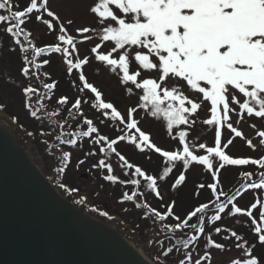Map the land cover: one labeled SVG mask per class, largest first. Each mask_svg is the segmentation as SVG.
<instances>
[{
    "label": "snow or ice",
    "instance_id": "snow-or-ice-1",
    "mask_svg": "<svg viewBox=\"0 0 264 264\" xmlns=\"http://www.w3.org/2000/svg\"><path fill=\"white\" fill-rule=\"evenodd\" d=\"M47 5L48 0H29L22 10H14L15 5L12 0H0V10L7 13L0 14V24L7 25L4 28L5 33L13 36L15 43L21 45L22 52H27L29 49L32 52L31 59L24 57L25 66L21 69L22 74L29 76L30 65L37 70L35 75L39 79L38 70L43 65L49 64V60L38 63L37 58L47 53H60L69 74H72L73 70L80 72L78 79L82 87L79 91L87 90L93 94L91 107L103 117L100 123L118 122L127 130H135L138 133L133 135L131 131H127L116 139H110L106 135L99 134L93 119L85 117L83 124L87 130L68 134L71 138L67 140L61 139L65 134L60 133L56 139L61 144L75 146L78 138L93 137L95 134L91 142L94 145H101L98 152L105 157L114 153L121 162L120 167L127 169H133L134 165L114 147L118 141L127 140L141 152L145 148L153 150L162 158L161 173L153 176L146 174L141 167L135 166L134 172L131 174L125 172L124 175L136 178L120 182L145 187L149 190V194H155L159 199L162 197L158 191V180L163 181L177 164L182 165L184 171L175 180L173 188L185 180L184 172L190 165L203 166L205 171L211 173L215 182L201 184L198 187L211 190V195L215 199L210 203L215 209V214L207 215L209 203H200L183 219L174 216L173 205H168L167 211L163 214L148 204L144 207L161 222L168 217H174L176 221L174 224L162 225L161 230L171 234L167 238L178 241L172 247L165 249L163 255H169L174 248L179 251L182 247L185 251L178 264H202V261L211 264L212 257L208 252L193 261L189 249V246L204 234L206 223L214 225V222L222 220L221 214L228 209V215L243 214L251 219L252 225H258L252 212V209L257 208V203H252L247 210H244L233 203L235 195L229 196L223 191H218V187L219 173L226 166L252 164L264 169V158H233L226 154L225 149L232 140L222 146L224 126L236 137L243 138L242 132L229 122L230 114L236 112L237 108L239 110L237 115L241 119L244 114L264 119V0H94L90 12L97 18L101 27L76 29V32L83 37L79 42L90 41L93 38L101 42L90 49L95 61L118 73L122 84H131L141 91L139 96L141 109H147L153 117H162L169 135L177 129L172 137L174 140L178 139L177 150H164L150 142V136L138 127V121L134 118L136 108H129L125 116L111 102L103 100L102 93L87 80L82 71L83 66L90 63L89 58H78V41L73 35L68 34L59 17ZM33 13H36V21L43 23L50 31H55L56 25H59V34L56 37L58 43L47 47H37L32 43L30 40L32 34L25 30L23 25ZM45 14L50 19H44ZM86 33H94L95 36L84 35ZM20 37L27 42V47L23 46ZM103 42L110 44V50L107 52L99 51ZM73 53L77 58H72ZM133 63L136 64L135 70L132 69ZM143 72H156L158 75L155 78L148 76L141 79ZM170 80L173 81L171 84H169ZM55 86V82L42 85L48 92ZM127 91L131 94L132 88H127ZM23 92L29 100L33 95L37 96V104L41 103L42 94L38 88L29 85L23 88ZM186 93L194 94L196 98ZM205 102L210 104L208 110L211 116L201 123L214 127L213 146L190 142L187 139L189 132L179 130L180 126L192 127L196 123L191 117L198 114ZM57 103L67 105L69 99L67 96H61ZM81 105L82 100L76 98L70 111L75 110L76 114L83 115ZM26 107L31 105L26 103ZM31 114L36 116L37 112L34 110ZM49 115L56 116L58 113L52 112ZM60 127L63 128L64 124L61 123ZM257 135L261 138L259 143L264 145V131H258ZM246 142L249 147H254L251 140ZM50 147L59 148V145ZM196 149L204 154H198ZM87 155H96V152H89ZM62 159L64 166L59 169L60 172L65 170L70 153L62 151ZM93 166L107 170V175L103 177L106 181L118 182V177L113 174L112 164L107 163L105 159H99ZM242 176L248 180L252 174L244 172ZM242 187L264 189V171L259 176V182L245 184ZM137 194L136 191L131 195L125 192L123 200L132 201ZM222 196L225 197L224 200H221ZM136 207L140 205L137 204ZM259 217L260 223L264 224V206L259 210ZM193 218L196 219V223L191 222ZM185 229L195 234L185 233V239L177 238L175 234L184 232ZM214 231L217 234L222 231L229 232L228 229L218 226H214ZM253 231L258 236V243L264 246V227L256 226ZM230 237L237 242L242 240L235 231H230ZM224 239L228 240L229 236H225ZM157 243L163 245L162 241ZM205 247L224 250V244L215 242L211 235L208 236ZM234 247L240 250V254L233 258L230 264H260L258 257L253 255V247H245V243H235Z\"/></svg>",
    "mask_w": 264,
    "mask_h": 264
},
{
    "label": "rangeland",
    "instance_id": "rangeland-1",
    "mask_svg": "<svg viewBox=\"0 0 264 264\" xmlns=\"http://www.w3.org/2000/svg\"><path fill=\"white\" fill-rule=\"evenodd\" d=\"M94 4V0H48V8L54 12L59 17L60 23L64 24V27L67 29L68 34L73 35L74 38L78 41L77 47L79 49L78 58L88 57L90 60L91 68L95 72L94 84H98L95 86L101 93L102 98L105 102H111V99H117L118 101L122 100L121 91L127 88H132V93L129 94L127 91V102L122 103L120 108L116 107L114 102H111L117 110H119L123 115L126 116L127 110L129 108H136V112L134 113V118L138 121V127L150 136V142L160 147L161 149H171L177 150L178 148V139L174 140L172 137L176 134L177 129L173 130L172 135H169L166 122L162 119V117H153L147 109H141L139 107V96L141 95V91L136 89L131 84L125 85L120 82V77L118 73H114L110 71L108 67L103 65L102 63L95 61L93 54L90 53V49L95 46L97 43H101L97 38H93L92 40H85L83 42H79L83 39L80 36L76 29L89 27L93 29H99L101 25L98 24L97 18L90 12V7ZM44 19H50L46 16ZM71 21L72 23H67ZM55 23V22H54ZM42 26L46 28V26L42 23ZM59 25H56V31H58ZM84 35L95 36L94 33H86ZM110 50L109 42H103L101 52H107ZM75 53H73L74 55ZM77 58L76 54L74 59ZM132 69H136V64H132ZM80 72L76 70V78L78 79ZM158 74L156 72L148 73L143 72L141 79L151 76L155 78ZM79 80V79H78ZM173 81H169L171 84ZM93 84V85H94ZM121 84V85H120ZM123 85V86H122ZM101 87V88H99ZM124 88V89H123ZM87 91V90H86ZM123 92V91H122ZM192 95L193 98H196L194 94L186 93ZM93 96V94H92ZM242 99V97H241ZM93 100L90 101L92 103ZM87 106V105H86ZM85 107L88 115L91 117H99L100 113H93V109ZM210 104L205 102L201 109L198 111V114L191 117L194 119L196 123L192 127L188 126H180L179 130H186L189 132L188 140L190 142L199 144L205 143L207 146H213L214 143V127H210L201 123L204 119H208L211 116ZM97 111V110H96ZM238 108L236 112L230 114L231 119L230 123L233 124L238 131H241L243 134V138L236 137L234 133H231L230 130L224 126L222 128V146L224 143H227L229 140H232V143L225 149L226 154L233 158H248V159H260L264 158V145L259 143L260 137L257 135L258 131H264V119L257 117H249L247 114L243 115V119L237 115ZM101 117V116H100ZM103 118V117H102ZM75 120L80 121L79 117ZM101 119H98L97 125L99 132L101 134H109L111 136H115L116 131L118 135L123 134V129H126L124 125L116 126V122H106L100 123ZM14 119L8 117L4 111L0 108V125L16 140V142L20 145L22 150L26 153V155L30 158L34 167L38 172L42 173V176L55 188V190L62 196L66 201H68L72 206H74L81 213L96 219L97 221L102 222L109 227H112L113 230L121 235L126 241H128L137 251L140 252L144 258H148L150 261L153 259L156 262V249L153 247L154 243L152 241L156 240L152 238L151 229L139 228L137 230L134 227L136 224V219L138 216L131 210H129L126 205L120 203V193H118L115 188L119 187V184L112 186L110 181H106L103 177L107 174L99 172V167H94L93 165L97 164L98 160L101 159L102 154L98 152L99 145L95 148L90 146L91 141L95 138L91 137L86 142V148L83 150V153H80L79 158H77L76 162L71 163L72 175L68 173L66 177L63 176L62 184H56L52 181L51 174V159L43 156L38 152L37 147L30 136V134L23 127L17 125ZM253 125L255 127H253ZM135 132V130H133ZM136 135L138 133L135 132ZM247 140H251L254 147H249L247 144ZM126 141H123V143ZM129 148V149H128ZM121 151L126 152L127 157L133 162H140L142 165L145 164L149 167V162L152 164L155 163L151 159V153L147 150L141 152L136 149L132 144H128V147L120 148ZM89 152H96V155H87ZM151 152V150H150ZM198 154H204L201 150L196 149ZM159 156V154H157ZM83 161V163H80ZM152 164H150L152 166ZM178 166V175L181 174L183 170L182 166ZM250 169L247 167L248 173H251L252 176L247 180L246 184H250L252 182H259V176L264 169H261L259 165L249 164ZM163 168V161L159 163V169ZM230 168V166H229ZM228 168V169H229ZM115 172H117L118 177L120 178L119 182L124 179L123 173L120 171L119 166H114ZM223 171V172H222ZM227 171V169H226ZM162 170H158L155 172V175L161 173ZM245 172V171H243ZM95 173V174H94ZM240 173V172H239ZM88 174L89 178L87 180H82L80 178L81 175ZM172 174V173H171ZM169 174L165 178V183L162 188L159 190L163 195V199H167V193L171 192L172 185L175 183V179L173 175ZM185 179L187 178V184L183 188L182 187L175 189L176 196H180L182 194L190 195L193 191L195 185L200 183L207 182H215L212 179L211 173L204 170L203 166L200 165H190L189 169L184 172ZM222 175H226L225 171L222 169L219 173V185L221 186ZM211 177V179H210ZM173 179V180H172ZM186 179V180H187ZM258 179V180H256ZM245 180L243 176L234 175L232 178H228V183L230 187L228 188H220L224 193L229 194L235 192L237 187H240L238 191H236V198L233 201L237 206L241 207L244 210H247L252 203H257V207H259L262 203L261 199L264 203V189H252V188H241V182ZM223 184V183H222ZM63 185V187H61ZM228 186V185H226ZM113 188V193H109V189ZM183 188V189H181ZM78 189V190H77ZM238 192V194H237ZM175 196V198H176ZM82 202H78L81 201ZM230 207V206H229ZM256 209H252L254 212ZM101 213H106V215H101ZM248 216L243 214H238L236 216H230L226 214L221 223L218 226L222 229H228L229 232L222 231L217 234L214 231V226H211L206 232L205 235H201L199 238V242L196 245L195 251L193 252V259H198L203 256L205 251L206 240L209 235L213 238H223L228 236L232 229L236 230V233L242 237V240L237 242L234 238H230L227 242H225L224 250H213L209 253L212 257L211 264H223L224 260L230 261L233 258H236L240 254V250L234 247L235 243H245V247H253V255L257 256L260 264L262 258H264V246H261L258 243V236H255V239L246 236V228L249 227ZM143 223H141L142 225ZM264 227V224L260 223V217L258 216V225ZM245 235V236H244ZM256 250V253H254ZM184 253H179L176 255L168 256L167 260L163 262L165 264H176L178 260L183 258ZM166 258V257H165ZM177 260V262H176ZM156 264H158L156 262Z\"/></svg>",
    "mask_w": 264,
    "mask_h": 264
},
{
    "label": "trees",
    "instance_id": "trees-1",
    "mask_svg": "<svg viewBox=\"0 0 264 264\" xmlns=\"http://www.w3.org/2000/svg\"><path fill=\"white\" fill-rule=\"evenodd\" d=\"M29 0H12L13 5H15L14 10H22L24 7H26ZM0 14H7L4 10H0ZM36 13H33L30 17V19H26L25 25L23 27L25 30L31 32L30 40L32 43L37 47H47L54 45L58 43L56 37L59 33L57 31H50L47 28H44L42 26V23L39 21H36L35 19ZM6 24H0V107L4 113L14 119V122L26 129V131L30 134L32 137L38 152L43 156V158L47 157L51 159V174H52V181L56 184H62L63 183V176L66 177L68 173L72 175V169H71V163L76 162L77 158H79L80 153H83V150L86 148V142L91 137H80L77 139V144L75 146L68 145L66 143L61 144L59 140H57V136L60 135V133H64L61 137L63 140H67L70 137L71 133H74L76 131L80 130H87L86 126L83 124V120L85 117L93 119L94 125L98 128V125L96 124L98 119H103L102 117H91V115H88V112L86 111L85 107H91L90 101L92 99V94L88 91L80 92L79 89L82 87L79 80L76 78V70H73L72 74H69L66 70V65L63 62L62 55L60 53H47L45 55H42L37 58L38 63H42L43 60H49V64L43 65L38 71H39V79H37V76L35 73L37 72L36 69L30 68V74L29 76H24L21 72V69L25 66L24 63V57L27 56L28 59H31L32 52L29 49L27 52L21 51V45H17L15 43V39L10 34L5 33L4 28L6 27ZM22 44L24 47H27V42L23 41V37H20ZM75 54L73 55L74 59ZM91 64H87L83 66L82 71L84 75L86 76L87 80L94 84V77L95 72L92 70ZM47 74V75H45ZM55 87L48 92L47 90L43 89L42 85L43 83H54ZM33 86L38 88L39 92L42 94L41 103L37 104L38 97L33 95L31 99L29 100L24 92L23 88L27 86ZM98 84H94V86H97ZM121 85V84H120ZM123 86V85H122ZM125 87L124 90L121 91L122 100L118 101L117 99H111V102H114L116 104L117 108H120L122 103H128L127 102V87ZM101 88V87H99ZM61 96H67L69 99V103L67 105H60L57 103L59 98ZM76 98H80L82 100L81 105V112L83 115H79L75 113V110H71V105L75 101ZM83 101H87V103H83ZM26 103L30 104L31 107H26ZM87 105V106H86ZM88 108V109H89ZM36 111L37 115L33 116L31 113L32 111ZM90 110V109H89ZM94 111H91L96 114V109H93ZM52 112H57L58 115L51 116L49 115ZM77 117H79L80 121L75 120ZM63 123L64 127L61 128L60 124ZM117 123V122H116ZM116 126H119L118 123ZM100 130V129H98ZM123 134L127 131H131L133 135H136L133 130H127L123 129ZM113 133H116L115 136H111L109 134H99L106 135L110 139H116L119 135L116 131H113ZM120 134V135H123ZM95 136V134H93ZM123 143V141H118L114 147L119 151L122 155L125 156V158L128 160L129 163H132L134 165L133 169H127V168H121V162L118 160V158L115 156L114 153L110 154L108 157H105L103 154L101 156V159H105L107 163H111L114 169V166H119L120 171L123 173L124 179L121 181H127L130 178H136L132 177L131 175H124L125 172H128L131 174L134 172L135 166L141 167L142 170L146 172V174H150L153 176L155 175V172L159 169V163L162 161V158L157 155L153 150H150L145 148L144 152L147 150L149 153H151V159L155 163L152 164L151 161L149 162V167L145 164H141L140 162L131 161L127 155L126 152L121 151L120 148L122 147H128V144H130L127 140ZM59 145V148L57 147H50L51 145ZM101 145H99L100 147ZM106 147V145H105ZM129 149V148H128ZM164 150H171V149H164ZM62 151H68L70 153V159L67 163V166L65 167V170L63 172H60L59 169L64 166V162L62 159ZM152 164V166L150 165ZM179 165L181 167L182 165ZM175 166L173 168V171L169 174L173 175L174 179L176 180L178 178V166ZM247 167L250 169L251 167L249 165H243V166H226L223 170L225 171L226 175H222V183L221 186L219 185L218 191H222L220 188H228L230 187V184L228 183V178H232L234 175L242 176L243 171H247ZM229 168V169H228ZM100 169V168H99ZM227 169V171H226ZM99 172L107 174L106 169H100ZM223 172V171H222ZM240 172V173H239ZM95 174V173H94ZM113 174L118 177V173L113 171ZM187 179V178H186ZM183 181V188L187 184V180ZM211 179V177H210ZM120 178L118 177L117 183H110L112 186H115L119 184V187H116L115 190L120 193V203L126 205V207L129 208V210L133 211L138 218L136 219V224H134V227L139 230V228L144 229H151V236L152 238H155L156 240L152 241L154 244V248L156 249V262L158 264H165L163 261H168L167 257L172 255H176L179 253H184V249L181 247L179 251H177L175 248L173 251L168 255H163V252L168 247H172L174 244H176L178 241L176 239H168L167 237L170 236V233H166L162 231V225L163 223L168 224H174L176 223L174 217H168L165 221L161 222L157 220L154 215H152L148 209L144 207L145 204H148L151 208H155L157 211H160L162 214L167 211L168 205H173V211L174 216H180L182 219L186 216V214L194 209V207L198 206L200 203H209V210L207 212V215H213L215 214V209L213 205L210 203V201H213L215 197L211 195V190L208 188H199L198 186L201 184L207 185L211 182L207 183H200L198 185H195L193 188V191L190 195L188 194H182L180 196H176L175 189L182 187V183L177 186L176 188L172 187L171 192L167 193V199H163V195L160 193L162 199H159L155 196V194H149V190H147L145 187H137L134 185H130L127 183H121L119 182ZM142 180V178H141ZM173 180V179H172ZM258 180V179H256ZM165 179L163 181L158 180V191L162 188V184L164 185ZM143 183V182H142ZM247 183V180H243L241 182V188L242 185H245ZM228 185V186H226ZM161 187V188H160ZM113 188L111 187L109 189V193H113ZM160 188V189H159ZM181 188V189H183ZM240 187H237L235 192L229 193L227 195L232 196L236 194V191L239 190ZM78 190V189H77ZM133 191H136L138 194L134 197L132 201H125L123 200V193L127 192L129 195L132 194ZM160 192V191H159ZM238 193V192H237ZM176 196V198H175ZM225 197H221V200H224ZM262 203L259 207L256 208V210L253 212V218L257 219L259 216V210L262 206H264L263 200L261 199ZM139 204L140 207H136V205ZM230 206V205H229ZM231 207V206H230ZM229 207V208H230ZM228 213V209L225 210V213H222V218ZM192 223H196V219L193 218L191 221ZM141 223H143L141 225ZM221 223L220 221L214 222V225H218ZM247 223L249 225L248 228H246V236L251 237L252 239H255V236H257L253 229L257 225L251 224V219L248 217ZM214 225L205 224V232ZM231 231H235V229H232ZM204 234L202 235H205ZM185 233L188 234H195L190 233L188 229H185L184 232H177L175 235L179 239H185ZM229 239L230 233L228 234ZM245 236V235H244ZM215 242L223 243L225 245V242L228 240H225L223 238H212ZM157 241H162L163 245L157 243ZM199 241L194 242L192 245L189 246V249L192 252V257L194 256L193 252L195 251L196 245ZM213 250L217 249H210L205 247V251L210 253ZM254 253H256V250H254ZM166 257V258H165ZM164 259V260H162ZM179 261V260H178ZM195 261V259H193ZM225 263L223 264H230L229 261L224 260ZM177 262V260H176ZM261 263L264 264V258H262ZM178 264V262L176 263ZM202 264H207L206 261H202ZM213 264V262H212ZM222 264V263H221Z\"/></svg>",
    "mask_w": 264,
    "mask_h": 264
},
{
    "label": "water",
    "instance_id": "water-1",
    "mask_svg": "<svg viewBox=\"0 0 264 264\" xmlns=\"http://www.w3.org/2000/svg\"><path fill=\"white\" fill-rule=\"evenodd\" d=\"M0 264L149 263L112 228L60 196L0 125Z\"/></svg>",
    "mask_w": 264,
    "mask_h": 264
},
{
    "label": "bare ground",
    "instance_id": "bare-ground-1",
    "mask_svg": "<svg viewBox=\"0 0 264 264\" xmlns=\"http://www.w3.org/2000/svg\"><path fill=\"white\" fill-rule=\"evenodd\" d=\"M40 172V171H39ZM41 173V172H40ZM42 174V173H41ZM110 228H112V227H110ZM113 229V228H112ZM137 251V250H136ZM139 254H140V252L139 251H137ZM141 255V254H140ZM143 258H144V256L143 255H141ZM144 260L146 261V262H148L149 264H153L148 258H144Z\"/></svg>",
    "mask_w": 264,
    "mask_h": 264
}]
</instances>
